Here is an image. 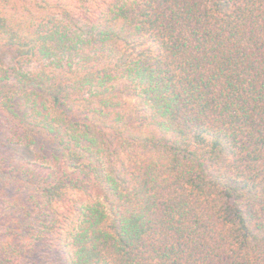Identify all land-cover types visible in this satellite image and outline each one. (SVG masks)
<instances>
[{
  "label": "trees",
  "instance_id": "obj_1",
  "mask_svg": "<svg viewBox=\"0 0 264 264\" xmlns=\"http://www.w3.org/2000/svg\"><path fill=\"white\" fill-rule=\"evenodd\" d=\"M0 122V264H264V0H0Z\"/></svg>",
  "mask_w": 264,
  "mask_h": 264
},
{
  "label": "rangeland",
  "instance_id": "obj_2",
  "mask_svg": "<svg viewBox=\"0 0 264 264\" xmlns=\"http://www.w3.org/2000/svg\"><path fill=\"white\" fill-rule=\"evenodd\" d=\"M7 60H10V53H7ZM16 139L13 137V133L11 129L6 127V125L2 122H0V155H6L9 156L14 164H17L18 162L24 163L27 166L30 165V163H33L35 160V151L33 149H27L25 148V145H16ZM23 151L19 149H23ZM48 169L49 165L47 162L44 163ZM42 169V168H41ZM43 170V169H42ZM99 196L98 192L95 190H92V199L95 200ZM91 200L86 199V203H89ZM75 223L72 226V229L74 227ZM71 229V230H72ZM66 237L69 239V233H67Z\"/></svg>",
  "mask_w": 264,
  "mask_h": 264
}]
</instances>
